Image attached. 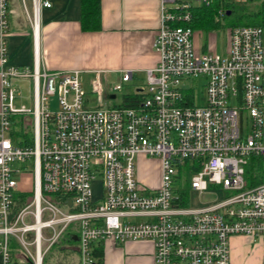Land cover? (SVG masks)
Segmentation results:
<instances>
[{
	"label": "built area",
	"instance_id": "obj_1",
	"mask_svg": "<svg viewBox=\"0 0 264 264\" xmlns=\"http://www.w3.org/2000/svg\"><path fill=\"white\" fill-rule=\"evenodd\" d=\"M195 1L200 4L161 0V25L153 43L158 62L148 68L146 84L136 90L142 98L135 105L92 107L85 99L80 70L41 68L38 49L33 66L10 63V0H0L3 264H13L12 235L22 231L18 237L26 255L37 264L39 253L43 260L44 243L50 247L71 224H76L72 234L77 236L80 264H100L97 248L108 240L151 241L154 264H233L230 239L236 235L258 238L264 249V28H229L225 55L199 51L189 25L194 7L220 1L223 15L225 4L251 0ZM51 6L50 0H32L35 44L37 19L40 25L42 8ZM132 75L125 70L114 89L121 90ZM203 75V102L198 104L191 82ZM21 79L32 81L30 107L15 105V81ZM92 87L103 94L99 74ZM52 98L57 100L54 108ZM15 116L29 118L32 145L11 137ZM138 156L158 157V185L139 182ZM182 168L192 172V190L210 195L208 200L191 204L178 184L175 187ZM23 171L34 176V209L23 208L14 220V175ZM98 176L103 178L99 197L93 187ZM26 215H32L34 223H25ZM38 221L43 222L40 234L34 228ZM19 222L23 226H17ZM31 231L34 239L27 241L24 235Z\"/></svg>",
	"mask_w": 264,
	"mask_h": 264
},
{
	"label": "crops",
	"instance_id": "obj_2",
	"mask_svg": "<svg viewBox=\"0 0 264 264\" xmlns=\"http://www.w3.org/2000/svg\"><path fill=\"white\" fill-rule=\"evenodd\" d=\"M50 2L51 7L42 8L36 46L31 21L24 12L26 3L10 0V30L6 40L11 64L33 66L35 50L38 49L41 68L49 71L80 70V79L84 83L95 74H111L120 80L125 70L133 72L128 82L137 78L144 79L146 83L148 68L158 62V53L153 49V43L161 25V0H101V28L94 31H85L80 24L82 0ZM195 43L199 51L204 50L198 42ZM93 80H88L91 87ZM19 81L32 83L28 79L17 80L15 83ZM145 83L137 84L134 91L140 90ZM113 95L110 97L115 98L116 95ZM22 105L27 106L24 103ZM24 121L28 123L29 118L25 117ZM19 174L21 181L15 192L30 191L27 187L33 173L23 171ZM230 240L233 264L262 263L264 249L261 243L256 245L255 240L242 235L233 236ZM71 246H64L45 264H80L78 243ZM99 246L100 264H154V245L149 240H130L124 244L108 240ZM11 252L13 263L17 261L24 264L29 260L22 251ZM0 264H3L1 255Z\"/></svg>",
	"mask_w": 264,
	"mask_h": 264
},
{
	"label": "rangeland",
	"instance_id": "obj_3",
	"mask_svg": "<svg viewBox=\"0 0 264 264\" xmlns=\"http://www.w3.org/2000/svg\"><path fill=\"white\" fill-rule=\"evenodd\" d=\"M21 1L26 3L25 4L26 7L24 6V10H25L24 12L28 16L32 24V20H31L33 18V14L31 12L32 11V0H21ZM191 2L195 5L200 4L199 2H196L195 0H191ZM257 2H259V0H256V1L251 0V1L243 2V3H234V8H233L234 13L240 14L243 12L254 10L255 8L258 7ZM214 20L218 22L217 26L211 29H196L194 31V40L195 42H198L201 49L202 47L204 48L203 51L217 52L219 54L225 55L228 51L229 24L227 23V19L223 15H220L219 13L215 14ZM32 29H33V24H32ZM96 77L97 75L95 74L92 76V78H89L88 80L95 79ZM99 78L103 86V94L101 96H99V94L96 91H94L93 87H91L90 84L88 83V80H86L85 83L83 82V87L86 90L85 99L87 101L88 106H92V107L95 105L111 106L113 104L115 105L120 104L123 101L124 94L133 93L137 84L145 83L144 79L139 80L136 78L131 82H125L123 84V88L121 90L120 89L117 90V89H114V86L119 82V79L116 78V76L111 75V74L110 75L103 74L102 76L99 75ZM205 82H206V78L204 77V75L193 78L191 82V84L194 85L193 89L196 92V95H197L196 101L198 104H202L203 102ZM15 85L17 88L15 105L20 106L21 103H24L27 106H32L33 104L32 83H29L28 81H19V82H16ZM113 94L116 95L115 98L110 97ZM51 106L52 108L57 106V100L55 98H52ZM247 123L248 121H246L245 123L246 130H247ZM28 132H29V136L32 135V127L29 126ZM29 164H30L31 171H33L32 164L31 163ZM135 164H136V175L139 179V182L142 185L152 187V186L159 184L161 180V167H160L158 157L150 158V156H148L146 158L145 156H138L135 159ZM14 165H17V164H14ZM186 167L188 168L189 166H186ZM180 172L181 174L179 178H176L175 180V187L177 188V184H178V188L180 189V191H182L181 193H185L188 197H190L189 200H191V204H199L201 201H205L210 198V195L201 196L196 191L192 190L191 188L192 172H188L187 170L183 168L181 169ZM14 176L17 182L21 181V175L19 173H16ZM30 176H31L30 177L31 179H29V185L27 188H29L30 190L28 192H32V194L30 196H27L28 201L25 202L24 205H20V204H17V202L16 203L14 202L13 209H12L13 212H14V208L16 209L19 206L20 207L22 206L21 208H19V211H21L23 208L27 206H30L28 210L34 209V206L31 204L33 203L35 199V188L34 186L32 187L33 175L31 174ZM30 181H31V186H30ZM93 187H94L95 195L96 196L98 195L99 197L103 191V178L101 176H98L96 181H94ZM217 196L222 198V192L221 191L217 192ZM15 217L16 215L14 216V220H15ZM11 219H13V217H11ZM23 220L25 223H34V219L32 215H26ZM17 226L19 227L23 226V223L19 222ZM74 231L77 232L76 224H71L69 229H67L63 233V235H61L60 238L50 247L47 246L46 243H44L42 251H44L45 253L43 256L42 264L44 260L47 261L51 257L56 256L58 252L60 251V249H62L64 246H67V245L71 246V245L77 244V241L71 242L68 238L69 233L70 232L74 233ZM21 233L22 231H19L18 233H16L17 236L12 235L10 237L11 239L10 243L12 242V244L13 243L17 244L18 246H16V248H19L20 250L19 249H16V250L22 251L26 254L27 249L25 248L23 243H21L18 237V236L22 237ZM46 235H48V233H46ZM24 237L27 241H32L34 239V233H32V231L29 233H25ZM254 244L256 245L260 244V240L258 238H255ZM32 246H29V248L32 252H34V247Z\"/></svg>",
	"mask_w": 264,
	"mask_h": 264
},
{
	"label": "trees",
	"instance_id": "obj_4",
	"mask_svg": "<svg viewBox=\"0 0 264 264\" xmlns=\"http://www.w3.org/2000/svg\"><path fill=\"white\" fill-rule=\"evenodd\" d=\"M256 1V0H255ZM220 1L214 2L210 6H197L193 9L194 18L189 24L194 30L196 29H211L216 27L218 22L214 20L215 14L219 13L220 9ZM258 7L254 10L243 12L240 14L234 13V5L225 4L227 6L223 16L227 19V23L229 24V28L235 26H245V25H257L264 28V0H259ZM82 17H81V26L85 31H94L99 30L101 28V0H82ZM228 11L230 14L228 15ZM142 98V94L134 91L133 93L124 94L123 101L117 105H135ZM19 119V120H18ZM12 129L11 134L14 140L19 144H25V146L32 145L31 135L29 136V126L25 123L23 118H19L18 116L12 118ZM198 168V167H197ZM15 192V191H14ZM182 192V191H181ZM32 194V192H15L13 199L14 202L20 205H24L27 202L28 197ZM186 195L185 193H182ZM47 198L55 199L56 195L45 194ZM185 204L187 201L185 200ZM22 207V206H21ZM20 206L16 209L14 208V212L12 210L11 217L14 218L16 213L19 211ZM69 240L71 242H76L74 240V234L69 233ZM17 244L12 242L10 243L11 251L16 250ZM20 250V249H19ZM97 253H101L100 246L97 248ZM13 264H19L17 261ZM24 264H33L31 261H26ZM45 264V260L43 262Z\"/></svg>",
	"mask_w": 264,
	"mask_h": 264
},
{
	"label": "bare ground",
	"instance_id": "obj_5",
	"mask_svg": "<svg viewBox=\"0 0 264 264\" xmlns=\"http://www.w3.org/2000/svg\"><path fill=\"white\" fill-rule=\"evenodd\" d=\"M39 24V21H38V19H37V22H36V24H35V34H36V36L38 37V35H39V29H40V25H38ZM38 198H39V191L37 192V194H36V199L38 200ZM39 212V211H38ZM41 227H43V222L42 221H38V223H35L34 224V228H36L37 229V231H38V234H40V229H41ZM39 249V248H38ZM38 253H39V251H38ZM39 255V260H37L38 261V263L37 264H41V261H42V255L39 253L38 254Z\"/></svg>",
	"mask_w": 264,
	"mask_h": 264
},
{
	"label": "water",
	"instance_id": "obj_6",
	"mask_svg": "<svg viewBox=\"0 0 264 264\" xmlns=\"http://www.w3.org/2000/svg\"><path fill=\"white\" fill-rule=\"evenodd\" d=\"M228 15L230 14V11H228V13H227ZM113 97H114V95H113ZM66 202L68 203V204H70V203H72V201L71 200H66ZM71 205V204H70ZM74 239L75 240H77V236H75L74 237ZM30 261V260H29ZM33 264H34V262L33 261H31Z\"/></svg>",
	"mask_w": 264,
	"mask_h": 264
}]
</instances>
